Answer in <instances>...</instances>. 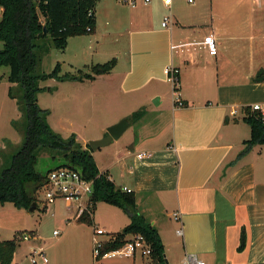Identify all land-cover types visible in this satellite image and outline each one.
I'll return each mask as SVG.
<instances>
[{"label":"crops","instance_id":"0c3cea01","mask_svg":"<svg viewBox=\"0 0 264 264\" xmlns=\"http://www.w3.org/2000/svg\"><path fill=\"white\" fill-rule=\"evenodd\" d=\"M95 19L87 48H99L116 66L79 83H97L105 105L119 108L109 113L104 137L109 127L128 121L111 142L117 153L104 172L116 188L131 190L137 212L159 235L165 262L185 264L194 255L203 264H264V145L237 159L250 137L242 109L264 105V82H252L264 70V0H172L169 7L160 0H135V7L105 0ZM210 34L215 56L202 45ZM79 38H69L64 51ZM168 67L178 71L182 108L172 87L170 97L164 93ZM139 110L142 116L132 122ZM74 135L85 148L87 140ZM119 210L113 221L121 232L129 218ZM66 211L50 238L36 230L21 233L29 240H18L26 245L21 254L15 250L12 264H31L35 251L47 258L36 256V264H151L139 254L95 262V241L118 232L97 235L94 222H77L74 205Z\"/></svg>","mask_w":264,"mask_h":264},{"label":"trees","instance_id":"16d2710c","mask_svg":"<svg viewBox=\"0 0 264 264\" xmlns=\"http://www.w3.org/2000/svg\"><path fill=\"white\" fill-rule=\"evenodd\" d=\"M97 1L0 0V68L9 69V83L19 88L18 94L10 88L8 96L17 101L24 119L22 143L0 168V204L11 203L23 210H28L33 203L37 207L51 171L59 168L77 171L85 180H93L89 214L83 212L77 217V222L92 225V210L99 202L123 210L129 218V224L121 232L112 234L111 239L103 243L100 254L122 247L128 236L141 235L149 245L151 264H167L159 235L137 212L133 193L116 188L106 172L100 173L90 148L88 145L83 148L74 134L63 138L54 132L47 124V110L37 105L41 82L48 79L58 82L91 80L93 76L109 74L116 66L115 59L92 65L91 74L82 77L70 74L60 76L59 64L49 74L38 71L41 57L51 49L64 51L69 38L94 34ZM252 82H264V70H259ZM242 112V122L249 126L250 137L243 142L244 148L237 159L254 146L264 145V124L260 114L251 111L250 107H244ZM142 114L143 110L134 112L131 121L138 120ZM42 153H47L50 161L58 165L45 172L37 171V161ZM243 244L242 233L241 247ZM16 247L15 239L0 241V264H12Z\"/></svg>","mask_w":264,"mask_h":264},{"label":"rangeland","instance_id":"374dc122","mask_svg":"<svg viewBox=\"0 0 264 264\" xmlns=\"http://www.w3.org/2000/svg\"><path fill=\"white\" fill-rule=\"evenodd\" d=\"M104 6L105 0L97 1L95 10L100 16L103 15ZM93 38V35L87 36V38L80 37L78 39L80 43L76 45L70 42L65 51L51 49L49 53L41 57L38 71L49 74L56 64H59L60 76L70 74L82 77L91 74L90 67L92 65L103 64L111 59L104 52H99L97 47H90L88 50L87 45L91 46L89 40ZM94 45L95 43H92V46ZM8 72V68H0V168L20 147L24 128V119L17 101L8 96L10 88L13 89L14 94L19 93L18 86L12 87L13 84L9 83ZM89 85L90 83L87 82H58L55 79H48L39 83L42 90L37 95V105L48 112L46 120L50 128L63 138H68L71 134H78L81 139L87 140L85 145H88L89 141L100 140L104 137L105 121L109 113L119 109L113 105H105V93L101 94L97 83L94 87ZM170 92L171 84L165 85L164 93L170 97ZM118 106L121 104L118 103ZM88 147L90 148L89 145ZM116 149V142H113L91 151L100 173L104 172L106 165L115 159ZM57 165V162L50 161L47 153H42L38 158L36 170L45 172ZM41 199L43 200L42 194L40 203L32 213L28 210L17 209L11 203L0 204V241L15 239L17 254H21L26 245V243L18 241L21 233L36 230L43 237L50 238L53 230L62 227L65 215H67L65 213H69L66 211L65 202L57 200L50 204L48 207L50 213L45 215V212L42 211ZM92 212V222L97 228L110 232L120 231L121 228L113 221L118 218L116 213L122 214L119 208L115 209L99 202ZM109 223L111 226L105 228V224ZM104 238L105 235L99 237V239Z\"/></svg>","mask_w":264,"mask_h":264},{"label":"built area","instance_id":"2783aa9c","mask_svg":"<svg viewBox=\"0 0 264 264\" xmlns=\"http://www.w3.org/2000/svg\"><path fill=\"white\" fill-rule=\"evenodd\" d=\"M119 3L127 4L130 7H135V0H116ZM192 2V0H188ZM144 5H149L152 0H142ZM160 2L165 7H169L171 5L172 0H160ZM166 19L162 23V26L166 25ZM202 45L208 51L209 55L215 56L217 54V42L213 35H208L204 37L202 41ZM165 75L167 77V82L171 84L172 91L174 92L175 99L174 102L177 108L183 107V102L180 100L178 95V71L177 69L168 67L165 69ZM251 111L258 112L261 116L262 123L264 124V105L253 104L250 106ZM141 157V155H139ZM109 179V178H108ZM123 192L130 193L131 190L127 188H122ZM93 193V180H85L82 178V175L74 170L59 168L51 171L47 175V181L45 187L42 189L43 200L42 204L45 207L50 206V204L55 203L57 200H62L66 205H74L76 209V216H80L83 212L89 214V200ZM174 218H176V214H174ZM178 236H181L182 231L178 230ZM54 234H58L57 231H54ZM97 235H102L103 231L101 229L96 230ZM111 237H108L107 241H109ZM19 240H29L28 234H21L19 236ZM105 241V242H107ZM104 241L96 240L93 248V258L95 262H98L100 258L104 257H133L136 254L142 256H149L150 248L149 245L146 244L145 240L141 235L132 236L130 239H127L126 243L115 250L108 251L103 255L100 254V249L105 243ZM36 256L40 257L44 263L47 262V258L44 257L40 251H35L30 257L29 261L31 264L37 263ZM185 264H203L196 259L194 255H188L186 258Z\"/></svg>","mask_w":264,"mask_h":264},{"label":"water","instance_id":"95a60500","mask_svg":"<svg viewBox=\"0 0 264 264\" xmlns=\"http://www.w3.org/2000/svg\"><path fill=\"white\" fill-rule=\"evenodd\" d=\"M127 125H128V121L126 119H123L114 126L109 127L106 131L107 136L103 137L100 140H92L88 142L90 149L97 150L101 147H105L109 145L112 141L117 140L120 137V135L123 133V131L126 129ZM35 207L36 206L34 203L31 204L28 211L32 213Z\"/></svg>","mask_w":264,"mask_h":264}]
</instances>
